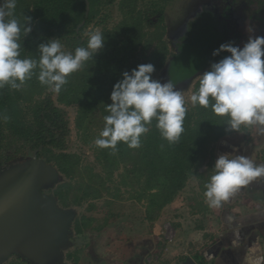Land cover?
I'll return each instance as SVG.
<instances>
[{
    "label": "trees",
    "instance_id": "obj_1",
    "mask_svg": "<svg viewBox=\"0 0 264 264\" xmlns=\"http://www.w3.org/2000/svg\"><path fill=\"white\" fill-rule=\"evenodd\" d=\"M115 10L121 13V19L113 23ZM164 10L162 0H17L16 17L21 21L24 16L31 17L33 29L29 36L21 37V58L38 61V45L50 38H58L67 52L86 46L87 34L95 29L105 38L103 49L71 74L58 93L39 82L38 67L19 89L0 88V171L42 146L38 157L53 165L64 178L50 189L59 205L71 208L87 203L86 212L74 221V233L89 240L78 242L67 254L73 264H83L89 252L93 259L108 262L112 258L109 251L98 246L100 233L108 225L132 219L111 211L112 204L124 200L125 193L136 203L145 204L142 221L154 223L194 178L198 181V196L203 200H197L196 194L193 201L197 204H191V212L206 214L210 206L204 201L205 185L214 174L219 145L238 133L244 134V139L254 146L261 144L262 135L257 126L242 125L239 131H230L227 117L215 115L210 107L185 104L184 132L178 143L169 144L162 138L153 120L138 148H129L123 142L118 143L115 151L96 146L98 134L94 126L99 123L103 130L104 117L110 114L107 105L112 103L113 87L123 79L125 71L131 73L138 65L151 63L156 69L153 79L160 72L162 83L171 80L181 92L193 85L196 93L200 76L210 71L213 63L230 55L221 52L213 56L215 50L226 43L242 48L250 37L263 35L260 23H264V0H229L222 13L225 17L222 24L226 26L214 33L207 28L196 29L193 19L187 21L189 29L184 34L173 35L165 24ZM194 44H201L200 52ZM189 48L193 51L189 67L178 71L176 76V68L183 64L182 54ZM62 106L76 107V129L94 152L92 163L83 164L81 153L68 150L69 122ZM249 127L252 130L247 138L243 132ZM257 155L264 162V149ZM101 199L105 200L102 208L106 211L99 218L90 213L102 212L95 203ZM244 202L248 200L245 198ZM225 204L223 201L218 207ZM209 235L203 236L207 239ZM110 238L107 237L106 244L114 241ZM215 238L207 240L206 247L215 243ZM164 244L162 240L159 249L145 258L146 264H162ZM92 246L94 250H88ZM203 249L183 256L179 264H184L188 257L197 264H207Z\"/></svg>",
    "mask_w": 264,
    "mask_h": 264
},
{
    "label": "clouds",
    "instance_id": "obj_2",
    "mask_svg": "<svg viewBox=\"0 0 264 264\" xmlns=\"http://www.w3.org/2000/svg\"><path fill=\"white\" fill-rule=\"evenodd\" d=\"M17 0H0V88L19 89L30 80L38 67V80L54 92H60L68 77L103 49L105 38L99 31L87 34L86 46L74 52L62 51L58 38L38 45L39 60L21 58L20 40L32 32L31 17H16ZM230 53L211 65L201 75L198 91L191 95L193 106L211 108L220 117H227L230 131L241 126H257L264 133V36L250 37L244 46L222 44L213 52ZM155 66L140 64L131 73L125 71L111 93L107 105L109 115L95 140L101 149L116 150L123 142L138 148L147 127L156 121V128L169 144L178 143L184 132L186 102L181 90L171 80L153 79ZM214 174L206 183L204 196L210 207H218L243 185L264 177V164H256L243 155L224 154L214 165Z\"/></svg>",
    "mask_w": 264,
    "mask_h": 264
},
{
    "label": "rangeland",
    "instance_id": "obj_3",
    "mask_svg": "<svg viewBox=\"0 0 264 264\" xmlns=\"http://www.w3.org/2000/svg\"><path fill=\"white\" fill-rule=\"evenodd\" d=\"M190 1L191 0H185V1H179V3H177V0H169L168 4L166 5L165 8H166V12H168V20H170L172 24L175 23L178 24L180 22L178 25L176 24L172 28L173 29L171 31L172 34L176 35V33H180V32H181L180 34H184L189 29L187 26L188 24L187 21H184V16L186 12L190 9V7L188 6ZM114 12H115L114 18L112 19V21L113 23H116L121 19V13L117 10H115ZM194 16L192 13L193 18ZM188 21L191 22V20ZM91 27L92 25L87 29L85 35L90 31ZM94 31H98V29H95ZM197 38H202V41L203 39L207 40L204 37L197 36ZM196 45H198L199 47L197 52H200L201 44H194L193 46L196 47ZM62 51L67 52L64 46H62ZM192 52H193L192 49L189 48L182 54L183 64H181L179 67L176 68L177 70L175 74L176 76H179L178 71L181 72L184 67L186 69L189 67L188 61L191 57ZM160 75H161L160 72H156L154 75V79L160 80ZM192 94H194L193 85H191L189 89L182 91V95L184 96L187 106L192 105L190 100ZM53 97L55 102L58 104L56 100V95H54ZM62 107H64V109L67 111L66 118L68 119L69 122L70 133L68 134L67 137V143L69 145L68 150L70 152L81 153L83 155V164H86L87 162L92 163L95 159L94 152L92 151V148L90 146H87L83 142L82 137L79 135L76 129V125H75L76 110H77L76 107L75 106H62ZM93 130H95L96 135L98 134L99 137L100 132L102 131L101 125L99 123L96 124ZM251 130L252 128L249 127L246 131L243 132L246 134V137H250ZM240 138L242 137L240 136ZM258 150L261 151L260 148ZM32 156H33V152H29L28 156L22 158L14 165L25 166L27 165L28 161L32 158ZM44 192L47 194L52 193L50 189H46L44 190ZM198 192H199L198 181L193 178L188 182L186 189L178 195V197L175 199L173 204H171L170 207L166 208L162 217L158 219L160 221L157 223V225L155 223L143 222L141 218V214L143 216L145 204L143 202L136 203V201L128 198V193H125L124 200L119 202H114V204H112L111 211L120 213L122 216H129L132 219L126 220L125 222L123 221L119 222L116 225H111V226L108 225L107 227H105L107 228L105 233L107 237H111V238L116 237V242L114 244L117 247L119 246L118 247L119 253L121 246H123L127 241H129L130 238L132 239L134 234H140L146 238L151 237V239H154L155 242L161 241L160 245L163 240L164 243L166 244H164L165 254L163 256L162 264H179L183 256L190 253H194L195 251H199L206 247L205 245L206 239L204 238L203 235L205 233H208L211 234L212 237H214L218 233L219 231L218 224L220 223V220L217 218L220 216L222 210H225L227 207H229L228 204H225L224 207L208 208V212L206 214H202V213L193 214L190 208L191 204H197L195 203L196 201H193V197L197 194V200H203V197L198 196ZM104 201H105L104 199H101L95 203H97V205L102 208ZM204 201L206 202V198L204 199ZM71 208H74L76 210V217H81L86 212L87 203H85L83 206L80 207L75 206ZM105 211L106 209L102 208V212L99 213L96 212L90 214L96 215L97 217L101 218ZM114 220L118 222L121 219H114ZM71 230H72L71 231L72 239H70L71 244L66 249H63V256H64L63 261L59 262L58 264L68 263V260L66 259V255L74 250V246L78 242L86 243L89 240L81 236L77 237V235L74 233L75 231L74 222L72 224ZM165 234H170V235L169 237H166ZM107 237L104 236L102 238L104 242L107 240ZM168 238H170L171 240H169ZM2 264H28V263L25 262L22 257L18 255H12Z\"/></svg>",
    "mask_w": 264,
    "mask_h": 264
},
{
    "label": "water",
    "instance_id": "obj_4",
    "mask_svg": "<svg viewBox=\"0 0 264 264\" xmlns=\"http://www.w3.org/2000/svg\"><path fill=\"white\" fill-rule=\"evenodd\" d=\"M89 9L87 2L86 15ZM41 148L27 165L0 171V264L12 255L32 264H58L71 244L76 210L61 207L54 194L44 192L59 184L63 175L38 157ZM184 264L197 263L188 257Z\"/></svg>",
    "mask_w": 264,
    "mask_h": 264
},
{
    "label": "crops",
    "instance_id": "obj_5",
    "mask_svg": "<svg viewBox=\"0 0 264 264\" xmlns=\"http://www.w3.org/2000/svg\"><path fill=\"white\" fill-rule=\"evenodd\" d=\"M243 135L238 134L224 140L218 148L219 156L243 155L256 164H264L262 159H257L258 149H264V133H261L260 146L249 143ZM245 198L248 202H244ZM225 203L229 204V207H225L226 209L222 210L217 218L220 223L218 224L219 234L215 235L216 241L202 250V254L206 255L205 262L207 264H264V177L256 178L249 184L241 186ZM159 221L154 223L157 225ZM105 232L106 230L100 233L102 234L101 244L98 246L102 251H109L108 256L112 258H109L108 262L100 258L93 259L89 256V252L88 257L83 259V264H146L145 258L155 250L157 251L160 243L155 242L151 237L134 234L132 239L130 238L121 246L119 253V246L114 244L116 237L110 244L103 241V236L107 237ZM212 238L210 234L206 241ZM88 250H94V247H89ZM66 259L68 260L66 264H73L67 255Z\"/></svg>",
    "mask_w": 264,
    "mask_h": 264
},
{
    "label": "flooded vegetation",
    "instance_id": "obj_6",
    "mask_svg": "<svg viewBox=\"0 0 264 264\" xmlns=\"http://www.w3.org/2000/svg\"><path fill=\"white\" fill-rule=\"evenodd\" d=\"M162 1L164 7H166L169 0H162ZM179 1H185V0H177V3H179ZM228 1L229 0H191L188 5L190 9L186 12L184 16V21L191 20L192 22L194 19L195 20L194 26L198 30L207 28L211 33L220 30L222 31L226 26L222 24L223 20H225V17L222 15V13L226 11L225 7L228 4ZM192 13L193 16L195 15L194 18L192 17ZM164 17H165V24L167 25V29L172 34L171 32L173 30L172 28L177 23L172 24L170 20H168V12H166V8L164 10ZM263 21H264V17H263ZM260 26H261L260 27L261 30L263 31V35L260 34V36H264V23H260Z\"/></svg>",
    "mask_w": 264,
    "mask_h": 264
},
{
    "label": "built area",
    "instance_id": "obj_7",
    "mask_svg": "<svg viewBox=\"0 0 264 264\" xmlns=\"http://www.w3.org/2000/svg\"><path fill=\"white\" fill-rule=\"evenodd\" d=\"M170 234H165L166 237H169ZM165 237V238H166ZM169 240H171L170 238H168ZM157 260V258L155 259V261ZM151 261V260H150Z\"/></svg>",
    "mask_w": 264,
    "mask_h": 264
}]
</instances>
